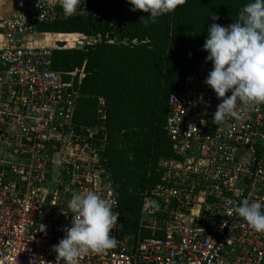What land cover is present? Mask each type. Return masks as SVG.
I'll return each instance as SVG.
<instances>
[{"label":"built area","instance_id":"1","mask_svg":"<svg viewBox=\"0 0 264 264\" xmlns=\"http://www.w3.org/2000/svg\"><path fill=\"white\" fill-rule=\"evenodd\" d=\"M21 4L20 13L0 20V264H55L53 245L72 220L68 202L87 191L110 199L120 213L112 230L118 243L82 254L78 264H264V233L234 211L228 215L244 199L264 201V103L249 106L243 121L229 117L216 125L221 100L204 83L212 63L177 83L166 131L178 160L162 161L165 185L154 193L175 208L162 237L126 234L102 158L106 108H99L94 126H76L77 96L52 69L53 49L27 37L42 24L77 17H104L118 31L136 11L127 0H80L71 16L58 0ZM78 36L84 44L94 40Z\"/></svg>","mask_w":264,"mask_h":264},{"label":"trees","instance_id":"2","mask_svg":"<svg viewBox=\"0 0 264 264\" xmlns=\"http://www.w3.org/2000/svg\"><path fill=\"white\" fill-rule=\"evenodd\" d=\"M248 2L186 0L148 24L142 20L148 13L137 10L119 23L118 31L104 17H77L38 27L41 34L94 38L84 46L54 49L52 69L64 76L77 96L76 126H94L99 108L107 110L108 144L102 158L115 180L126 234L163 236L175 202L167 203L154 193L165 185L162 161L178 160L166 131L170 93L209 63L202 47L209 26L234 23ZM212 13L219 19L213 21ZM146 197L159 205L154 214L143 211Z\"/></svg>","mask_w":264,"mask_h":264},{"label":"clouds","instance_id":"3","mask_svg":"<svg viewBox=\"0 0 264 264\" xmlns=\"http://www.w3.org/2000/svg\"><path fill=\"white\" fill-rule=\"evenodd\" d=\"M65 16L77 11L80 0H58ZM131 10L148 13L145 24L155 22L162 15L174 11L186 0H127ZM213 21L219 16L209 15ZM206 61L212 69L204 83L214 90L221 102L213 113L214 124L226 118L243 121L249 106L264 103V0H249L239 11L234 23L222 26L212 23L203 44ZM230 93V95H228ZM203 97L201 96V100ZM190 125V131H192ZM158 208L154 200L145 201L143 211ZM72 220L63 229L65 235L53 245L55 264H78L82 254L101 252L117 246L112 230L120 213L113 210V202L94 191L74 192L68 202ZM256 232L264 233V201L244 199L230 207ZM43 228L45 226L43 225Z\"/></svg>","mask_w":264,"mask_h":264},{"label":"rangeland","instance_id":"4","mask_svg":"<svg viewBox=\"0 0 264 264\" xmlns=\"http://www.w3.org/2000/svg\"><path fill=\"white\" fill-rule=\"evenodd\" d=\"M3 6L4 8L8 7L7 9L9 13L8 16L18 14L22 10L21 0H0V7ZM43 42H44L43 43L44 46L41 47H48L54 50L60 46H63L65 48H75L78 46H84L86 40L82 37H79L78 35H74V36L59 35V36H50L49 39H45Z\"/></svg>","mask_w":264,"mask_h":264},{"label":"crops","instance_id":"5","mask_svg":"<svg viewBox=\"0 0 264 264\" xmlns=\"http://www.w3.org/2000/svg\"><path fill=\"white\" fill-rule=\"evenodd\" d=\"M7 9H8V7L7 8H4V6L0 7V20H2L4 18H7V17L13 16V15L8 16L9 13H8ZM22 10H23V6H22ZM59 35L63 36L64 34H56L55 35V34H41V33H38V34H35L33 36L31 35V36L27 37V40H28V42L31 45L44 46L43 45V43H44L43 41L45 39H49L50 36H59ZM64 36H72V35H64ZM4 44H5L4 36L2 35V33H0V49L4 46Z\"/></svg>","mask_w":264,"mask_h":264},{"label":"water","instance_id":"6","mask_svg":"<svg viewBox=\"0 0 264 264\" xmlns=\"http://www.w3.org/2000/svg\"><path fill=\"white\" fill-rule=\"evenodd\" d=\"M56 174V173H55ZM55 188V183L53 182L51 190L53 191Z\"/></svg>","mask_w":264,"mask_h":264}]
</instances>
